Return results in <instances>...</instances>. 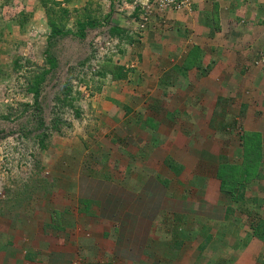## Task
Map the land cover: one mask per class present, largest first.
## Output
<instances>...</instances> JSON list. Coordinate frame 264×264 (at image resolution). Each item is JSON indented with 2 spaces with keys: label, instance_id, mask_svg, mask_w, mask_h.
Returning <instances> with one entry per match:
<instances>
[{
  "label": "rangeland",
  "instance_id": "obj_1",
  "mask_svg": "<svg viewBox=\"0 0 264 264\" xmlns=\"http://www.w3.org/2000/svg\"><path fill=\"white\" fill-rule=\"evenodd\" d=\"M55 1L60 4L56 6L49 2L50 7L54 8L50 17L60 23L64 30H69L65 35L50 34L47 7L42 6L41 0H0V249L4 248L5 243L12 242L11 239L16 240L20 236L17 232L21 234L31 226L40 228L42 221L49 220H52L51 229L56 233L68 234L70 229H65V225L82 233H91L93 229L99 232L100 237L111 240L113 237V229L108 227L99 226L97 230L83 223L87 229H76L75 223L81 224L80 215L77 219L76 212L70 210L76 196L71 195L66 185L71 183L67 181L71 173L84 170L82 159H86L87 165L96 166L97 158L104 163V158L110 157V139L108 141L107 134L105 136L103 133L105 131L110 135L109 122L115 118L112 116V113L115 115L112 104L121 102L123 95L136 106L142 103L139 95L144 93L145 87L142 80L135 81L136 73L141 69L135 62L139 60L135 55L145 35L139 39L136 33L138 11L135 7L139 0ZM61 8L67 9V13L61 12ZM154 15L159 18L160 14ZM163 18L161 16L159 20ZM77 19L93 22L84 28L83 36L77 33ZM259 53L260 59L264 58V49ZM257 54L254 56L258 57ZM131 56H134L133 59ZM197 57L195 54L194 58ZM125 63L135 65L127 68L134 79L124 80V84L119 85L110 73L111 65L123 66ZM252 67L253 75L259 67L264 72V61L258 65L254 62ZM122 70L118 69L120 72ZM45 71L35 104L34 96L27 88L36 76ZM207 86V83L194 82L185 84L184 88L204 90ZM225 87L226 92L218 94L213 101L217 105L211 119L217 131L216 142L219 143L220 139L224 143L218 149L219 163L243 162L245 154L240 136L259 128L263 131L259 159L262 164L257 167L261 176L254 177L246 185L243 205L229 200L235 206V212L242 215L241 220L238 218V221H234L231 214L220 228L212 229L214 233L206 229L200 231L194 226V235L178 243L177 240L185 238L178 235L181 231L172 221L176 215L162 214L168 230L160 225L161 221L153 223L149 234V240L153 242L148 244L147 263L238 264L239 250L246 251L252 243L248 239L253 233V223L258 222V218L264 219V115L261 114L264 99L256 96L252 84L229 83ZM228 90L233 93L231 101L224 99ZM260 92L263 94L264 88ZM103 102L108 103L104 105ZM124 103L129 106L128 102ZM117 105L114 108L118 110L121 104ZM223 106L226 107L224 110ZM228 111H231V117L225 114ZM205 112L202 115L201 110L199 114L202 123H207L209 119ZM141 118L144 124L150 120L149 117ZM192 118L187 117L185 122H190ZM103 141H107L108 146L101 149ZM94 143H99V154L95 151L97 146ZM254 156L251 153L247 157L252 159ZM217 162L212 177L217 173ZM168 166L173 172L181 169L176 162L169 161ZM144 176L142 172L141 177ZM205 178L204 175H195L192 181L184 180V183H192L190 186L184 185L188 193L193 187L200 186L199 189H202L205 183H209L210 180ZM164 182L169 187L174 185L172 181ZM117 183L132 194H140L142 183L130 187L119 178ZM142 199L144 196H140ZM163 231H167L166 235H163ZM36 233V230L33 231V234ZM198 233L205 238L206 245H196L198 240H202L200 236L197 237ZM163 236L167 237L168 243L155 244L154 241ZM253 240L259 243L257 239ZM17 249L14 246L10 249L13 256ZM251 249L252 256L264 257V243L260 242L259 246Z\"/></svg>",
  "mask_w": 264,
  "mask_h": 264
},
{
  "label": "crops",
  "instance_id": "obj_2",
  "mask_svg": "<svg viewBox=\"0 0 264 264\" xmlns=\"http://www.w3.org/2000/svg\"><path fill=\"white\" fill-rule=\"evenodd\" d=\"M189 1V9L166 11L162 14L163 20H159L160 15L151 17L135 55L139 59L135 62L141 68L136 69L139 72L135 81L142 80L145 87L144 93L139 95L142 103L136 106L123 95L120 103L112 104L115 118L109 122L110 135L103 133L107 134L108 141L110 139V157H105L104 163L97 158L96 166H89L86 159H82L84 170L71 173L67 179L71 183L66 189L71 190L78 201L70 207L76 212L75 218L80 215L81 224L75 223L76 229H87L83 223L97 230L99 226L108 227L113 229L112 240L100 237L93 229L91 233H82L65 225V229H70L68 234L56 233L51 229L52 220L42 221L40 228H25L27 230L21 234L17 232L20 236L16 240L3 245L0 264H150L147 253L148 244L153 242L149 240L153 223L161 221L160 225L168 230L162 214L176 215L172 221L181 231L178 235L185 238L177 240L178 243L194 235V226L214 233L212 229L220 228L231 214L234 221L241 220L242 215L235 212L232 200L220 190L217 173L211 176L215 161L219 163L218 149L224 145L220 139L216 142L217 131L211 119L217 105L213 101L218 94L226 92V84H252L256 96L264 99V93L260 92L264 88L262 67L256 69L254 75L251 71L254 62L257 65L261 62V52L259 55L257 52L264 49V0ZM134 66L125 63L124 77L115 81L121 85L124 80L134 79L127 69ZM194 82L208 86L204 90H185V84ZM228 94L225 100L233 96L229 90ZM117 104H121L118 110L114 108ZM201 110L202 115L205 110L209 116L207 123L201 121ZM230 112L225 114L231 117ZM141 116L150 120L144 124ZM189 116H193L192 120L185 122ZM256 130L263 135L261 129ZM103 142L101 149L108 146L107 141ZM94 144L99 154V143ZM169 161L180 164L181 169L173 172ZM142 172L145 173L143 178ZM195 175H204L210 181L202 189L193 187L188 193L184 185L192 183L183 181H192ZM117 178L130 187L142 183L140 194L133 195L129 189L120 187ZM166 180L174 185L169 187ZM135 195L138 197L134 198ZM140 196H144V200H140ZM260 219L264 225V219ZM35 230L37 233L33 234ZM165 233L167 231H163V235ZM197 235L202 240L196 245H206L205 238L200 233ZM253 238L264 243L251 233L248 240L252 243L246 251L239 250L238 264H264L261 260L264 257L252 256L251 248L259 246ZM154 242L166 244L168 239L163 236ZM13 246L19 248L14 256L10 250Z\"/></svg>",
  "mask_w": 264,
  "mask_h": 264
},
{
  "label": "trees",
  "instance_id": "obj_3",
  "mask_svg": "<svg viewBox=\"0 0 264 264\" xmlns=\"http://www.w3.org/2000/svg\"><path fill=\"white\" fill-rule=\"evenodd\" d=\"M49 2L53 5L59 6L60 3L55 0H41V4L44 7H47L46 16L48 18V23L51 28V35H65L69 30H64L63 27L59 26L60 23L55 21L50 17L51 10L54 11V8L50 7ZM137 10V9H135ZM65 11L67 13V9L61 8V12ZM137 12V11H136ZM135 12V14H136ZM138 15V12H137ZM61 18V17H60ZM62 19V18H61ZM77 33L81 36L84 35L83 30L89 24H93L92 21L89 20H82L77 19ZM112 68L110 69V73L112 74L113 78L118 79L124 77L123 70L120 72L118 69H123L124 67L121 65H111ZM44 73L36 76L32 82L28 86V91L31 92L34 96V103H37L38 94L40 91V84L44 80ZM240 138L242 139V146L245 154V159L240 164H232V163H225L220 162L217 168V178L219 180V188L222 192L227 194V196L234 202L243 205L244 201V189L246 185L254 179V177L261 176L258 172L259 165L262 164L260 159L261 153V133L257 131H248L241 135ZM252 153L254 158L247 157ZM247 154V156H246ZM170 166V165H169ZM258 167V168H257ZM261 219L258 218V222H254L255 225L253 227L254 235L261 237L260 239L264 240V227L261 230Z\"/></svg>",
  "mask_w": 264,
  "mask_h": 264
},
{
  "label": "built area",
  "instance_id": "obj_4",
  "mask_svg": "<svg viewBox=\"0 0 264 264\" xmlns=\"http://www.w3.org/2000/svg\"><path fill=\"white\" fill-rule=\"evenodd\" d=\"M135 8L138 10V18L136 20L138 38L141 39L145 31H147L148 23L154 13L162 16L166 11H181L189 9V0H139ZM264 61V58L261 59Z\"/></svg>",
  "mask_w": 264,
  "mask_h": 264
},
{
  "label": "clouds",
  "instance_id": "obj_5",
  "mask_svg": "<svg viewBox=\"0 0 264 264\" xmlns=\"http://www.w3.org/2000/svg\"><path fill=\"white\" fill-rule=\"evenodd\" d=\"M138 8V7H137ZM138 10V9H137Z\"/></svg>",
  "mask_w": 264,
  "mask_h": 264
}]
</instances>
